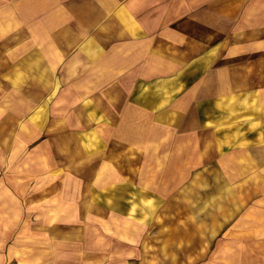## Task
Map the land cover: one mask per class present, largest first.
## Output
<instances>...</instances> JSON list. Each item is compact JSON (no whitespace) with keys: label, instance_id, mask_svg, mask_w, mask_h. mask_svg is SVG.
<instances>
[{"label":"rangeland","instance_id":"obj_1","mask_svg":"<svg viewBox=\"0 0 264 264\" xmlns=\"http://www.w3.org/2000/svg\"><path fill=\"white\" fill-rule=\"evenodd\" d=\"M117 1L0 0V264H264V0Z\"/></svg>","mask_w":264,"mask_h":264},{"label":"crops","instance_id":"obj_2","mask_svg":"<svg viewBox=\"0 0 264 264\" xmlns=\"http://www.w3.org/2000/svg\"><path fill=\"white\" fill-rule=\"evenodd\" d=\"M135 1H137V5L136 6H134L132 4L131 6L129 5L128 8H127V10L132 12L133 16L135 17L134 21L130 20L132 27L136 31H139V32L143 31V30H152L153 22H152V20H150L149 17L148 18H144V12L145 11L142 9L143 5L145 6V1L146 0H135ZM103 2H104V5L111 6V7H112V5L119 4V2L117 0H103ZM147 2L149 4L151 1H147ZM166 15H167V18L169 20L177 19V15H170V14H166ZM145 23H148L149 26L145 27V25H146ZM156 23H157V25L159 24L161 26V30H162L163 24L165 23V25H166V21L157 20ZM199 23H200L199 17L198 16H192L187 22H185V26L187 27V26H190V24H191L192 27L196 26L197 29H198L199 28ZM181 24H182V22L175 23L172 26L166 28L165 31L168 32V33H177L178 31H180L179 29H181V31H183V27L181 28ZM159 37L167 38V35L166 34H160Z\"/></svg>","mask_w":264,"mask_h":264}]
</instances>
